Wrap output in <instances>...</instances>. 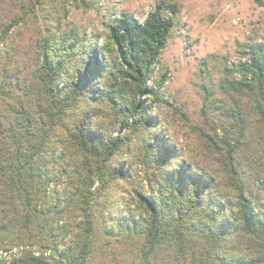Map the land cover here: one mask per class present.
Listing matches in <instances>:
<instances>
[{
  "label": "trees",
  "instance_id": "1",
  "mask_svg": "<svg viewBox=\"0 0 264 264\" xmlns=\"http://www.w3.org/2000/svg\"><path fill=\"white\" fill-rule=\"evenodd\" d=\"M178 10L160 0L141 21L122 11L96 35H66L59 49L37 41L42 102L32 117L19 111L23 128L0 140V248L24 247L9 264H90L94 206L110 185L127 186L132 165L117 155L137 134L159 181L158 195L129 189L142 218L121 221L141 236L139 264H264V41L225 67L227 124L192 126L202 153L178 161L161 122L167 75L157 74Z\"/></svg>",
  "mask_w": 264,
  "mask_h": 264
},
{
  "label": "rangeland",
  "instance_id": "2",
  "mask_svg": "<svg viewBox=\"0 0 264 264\" xmlns=\"http://www.w3.org/2000/svg\"><path fill=\"white\" fill-rule=\"evenodd\" d=\"M158 1L132 0L136 9L133 12L126 8V0H0V32L7 30L0 42V140L23 128L19 111L27 108L32 117L36 115V103L42 102L33 84L40 38H48L53 48L59 49L66 35L72 40L84 34L96 35L105 29L111 15L122 11L141 21ZM164 1L175 2L179 10L157 67V74L167 75L161 88L166 102L161 122L167 133L165 140L175 144L176 159L195 160L202 149L198 148L192 126L209 130L206 125L227 124L220 108L222 100L228 99L220 87L222 78L229 73L225 67L248 58L243 55L247 43L264 41V0ZM193 3H200L202 9L194 12L190 7ZM68 65L71 69L72 65ZM216 133L221 136V129L217 128ZM143 136L134 135L127 151L117 155L120 161L132 165L127 186L110 185L94 206L98 232L89 254L90 264H139L142 260L141 236L134 233L133 226L128 232L121 221L125 216L131 221L142 218V210L129 189L135 186L147 194L153 189L158 195L159 181L149 174L152 163H143L140 158ZM45 258L52 260L51 256ZM158 260L159 264H176Z\"/></svg>",
  "mask_w": 264,
  "mask_h": 264
},
{
  "label": "built area",
  "instance_id": "3",
  "mask_svg": "<svg viewBox=\"0 0 264 264\" xmlns=\"http://www.w3.org/2000/svg\"><path fill=\"white\" fill-rule=\"evenodd\" d=\"M24 248L22 246H11L7 248H3L0 250V264L7 263L12 259L18 257ZM33 254L36 256L43 255L44 257H50L51 251L50 249L40 250V249H33Z\"/></svg>",
  "mask_w": 264,
  "mask_h": 264
},
{
  "label": "clouds",
  "instance_id": "4",
  "mask_svg": "<svg viewBox=\"0 0 264 264\" xmlns=\"http://www.w3.org/2000/svg\"><path fill=\"white\" fill-rule=\"evenodd\" d=\"M186 7H188V5H186ZM190 7L194 12H199L202 9L203 5H201L200 3H193L190 5ZM126 8L129 11H133V12L136 10L132 6V0H126Z\"/></svg>",
  "mask_w": 264,
  "mask_h": 264
}]
</instances>
